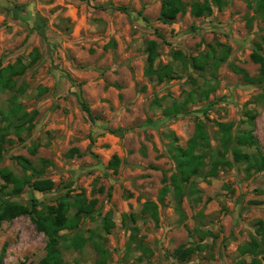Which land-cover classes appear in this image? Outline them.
<instances>
[{"label":"rangeland","instance_id":"obj_1","mask_svg":"<svg viewBox=\"0 0 264 264\" xmlns=\"http://www.w3.org/2000/svg\"><path fill=\"white\" fill-rule=\"evenodd\" d=\"M194 1L184 0L186 12L166 24L159 21L161 0H0V69L19 60L27 66L14 77L12 90L0 89V133L11 125L0 169L21 174L14 159L21 156L43 169L33 181L55 183L51 191L26 187L11 199H37L40 209L66 195L85 193L97 201L93 217L64 233L86 239L80 250L63 248L64 264H250L254 258L244 247L260 240L263 173L248 174L230 151L232 167L210 176L207 165L184 185L182 198L171 186L177 172L172 145L187 149L198 120L217 148V124H232L234 134L243 131L251 111L264 152V83L248 82L238 72L256 80L261 74L252 60L259 45L264 55V19L255 11L256 0H223L201 18L191 14ZM151 41L158 44L156 64L173 65L174 79L146 77ZM176 51L188 65L174 59ZM208 55L203 69L191 64ZM212 57L220 59L217 68ZM175 103L185 107L178 116L167 110ZM16 108L20 116L37 113L20 132L14 128L23 124ZM114 157L120 160L117 171L110 166ZM146 202L156 205L157 220L143 213ZM46 244L28 216L0 225L4 264H38ZM180 248L192 250L185 261L175 256Z\"/></svg>","mask_w":264,"mask_h":264},{"label":"trees","instance_id":"obj_2","mask_svg":"<svg viewBox=\"0 0 264 264\" xmlns=\"http://www.w3.org/2000/svg\"><path fill=\"white\" fill-rule=\"evenodd\" d=\"M162 7L159 16V21L163 23H172L177 19L180 14H184L187 10V4L184 0H161ZM223 6V0H204L194 1L191 4V14L194 17H209L213 14L215 7L221 8ZM256 13L264 19V0H256ZM125 10V9H122ZM257 52L253 53L252 60L261 65L260 77L256 80L249 76L245 70H238L240 74L244 75V78L251 83L258 82L264 83V55L259 53L262 50L259 45ZM147 67L145 75L148 78H154L159 83L174 79L176 71L173 65L156 64L159 52L158 44L151 41L147 44ZM176 61L183 62L188 65L186 57L180 51H176L172 54ZM213 58L215 67L219 66L220 59ZM38 59L36 55L34 61ZM211 56L208 55L202 60L197 61L193 59L191 64L194 68H204L210 61ZM221 61H223L221 57ZM27 66L19 60L15 65H9L6 68L0 69V89L9 90L14 88V77L24 74ZM190 93L189 98L192 97ZM210 90H203L201 93L202 98H208ZM189 98L187 100H189ZM83 110L88 116L93 119V113L89 105L83 101ZM172 112L174 116H178L180 112L185 110L184 105L179 106L174 104L172 108L167 109ZM20 109L16 108L14 116H19L20 121L23 124L15 125L14 128L19 132L22 130V126L25 124H32L37 113L32 114L23 113L20 116L18 114ZM18 114V115H17ZM248 128L243 131L233 133V125L227 123H218L217 141L220 145L217 148L212 147V138L206 128V124L202 120L196 122V131L194 139L190 142L187 149H184L177 145H172V157L176 163L177 172L171 177V186L174 190L177 199H180L184 195V188L186 183H190L192 179L198 176L207 165H211L209 171L210 176L217 175L220 168L232 167L233 162L227 159V154L232 151L234 155L235 163L246 166V172L248 174L263 173L264 174V152L260 149L259 141L254 134L256 114L251 111L246 112ZM18 118V117H17ZM11 133V125L5 127L0 133V162L4 157L5 145L8 142L7 137ZM177 138L174 141L177 142ZM256 151L251 153L243 152L244 149H253ZM201 151V152H200ZM37 152V147L33 149V153ZM17 164L22 168L21 174H16L9 168L0 169V177L5 182L0 187V225L5 222H11L19 217L28 216L36 225L37 230L42 232L47 238V244L45 247L46 254L44 258L38 264H64L63 248L80 250L86 245V239L81 234H77L74 238H70L65 232L76 230L79 224L84 218H91L95 212L96 200L88 201L85 193L78 194L72 199L70 195L63 197L56 206H44L39 208L40 204L37 199H34L29 204H23L18 201H14L12 197H19L24 192L26 187L33 188L38 192L51 191L55 183L51 180L38 179L33 181V177L42 172V168L39 170L34 164L18 156L14 158ZM120 165L118 157H114L111 162V167L117 171ZM10 191H7V190ZM104 191L103 188L100 189ZM170 191L169 187H166L163 191V196ZM1 195L3 197H1ZM109 197L111 192L108 193ZM143 213L150 214L153 219L157 220V207L153 202H146L143 207ZM104 228L106 231H110L112 221L109 218L104 219ZM257 235L260 240L253 238L252 241L244 247V250L251 254L254 258L250 264H264V222H258ZM98 249H100L98 247ZM103 257L104 252L102 251ZM192 254L191 249L180 248L175 252V256L181 261H185L188 256ZM106 255V254H105ZM262 256L261 259L258 257ZM5 251L0 255V264H4ZM36 264V263H30Z\"/></svg>","mask_w":264,"mask_h":264}]
</instances>
